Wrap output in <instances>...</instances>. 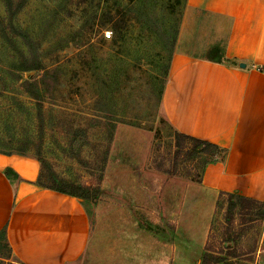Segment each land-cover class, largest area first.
<instances>
[{"label": "rangeland", "instance_id": "374dc122", "mask_svg": "<svg viewBox=\"0 0 264 264\" xmlns=\"http://www.w3.org/2000/svg\"><path fill=\"white\" fill-rule=\"evenodd\" d=\"M187 5L26 0L11 18L0 0V153L36 157L47 184L54 172L90 188V239L73 264H203L208 248L264 264V206L233 199L228 219L223 198L201 244L187 210L223 155L179 142L163 110L175 53L198 52L181 35Z\"/></svg>", "mask_w": 264, "mask_h": 264}, {"label": "crops", "instance_id": "0c3cea01", "mask_svg": "<svg viewBox=\"0 0 264 264\" xmlns=\"http://www.w3.org/2000/svg\"><path fill=\"white\" fill-rule=\"evenodd\" d=\"M181 35L198 52L175 53L164 113L177 132L226 150L204 168L187 209L201 238L222 191L264 202V0H188ZM41 172L36 157L0 153V232L23 264H73L90 216L79 198L41 186Z\"/></svg>", "mask_w": 264, "mask_h": 264}, {"label": "trees", "instance_id": "16d2710c", "mask_svg": "<svg viewBox=\"0 0 264 264\" xmlns=\"http://www.w3.org/2000/svg\"><path fill=\"white\" fill-rule=\"evenodd\" d=\"M25 3H26V0H6V7L8 9V13H9L10 17L13 18L14 16H16L23 9V7L25 6ZM37 68H39V65L35 66L31 69H37ZM178 135H179V142L183 143V141H185V140H190L194 143V146L196 148H199V146H202L203 151L209 152L211 150H214L212 155H221V154H224V152L226 151L225 149H222L220 146H218L217 144L212 143L210 141L203 140L200 138H196V137H193V136H190L187 134H183V133H179V132H178ZM1 153H3V152H1ZM4 154H9V153H4ZM44 167H45V165H44ZM8 174L11 175L10 172H8ZM51 179L53 180V183H51V184L45 183L43 180V174L41 172L38 183L45 188L56 190V191L61 192V193L69 194V195H72V196L77 197V198L82 199V200L90 197V188L88 186L65 181V180L59 178L56 175V173H54V172L51 173ZM225 197H229V199H230L228 202V207H227V218L228 219L233 218V214L238 209L239 205L243 206V208H245L246 206H248V208H252L253 206H258V205L264 206V202L258 201L256 199L245 197V196L235 194V193L222 191L218 197V200H217V207L222 205V200ZM233 199H237L239 205ZM2 241H4L3 242V246H4L3 248L7 251V253L3 254L2 253L3 251H1V249H0V260H2L4 262L6 260L10 261L11 257L16 258L13 255L12 248L8 242L7 235H6V229H3L0 232V242H2ZM207 250L208 251L204 254V257H203V264H218L220 262H223L224 264H237L234 261H231V260L226 259V258H222L215 253H211L209 248ZM19 263L23 264L20 261H19ZM0 264H3V263L0 262Z\"/></svg>", "mask_w": 264, "mask_h": 264}, {"label": "built area", "instance_id": "2783aa9c", "mask_svg": "<svg viewBox=\"0 0 264 264\" xmlns=\"http://www.w3.org/2000/svg\"><path fill=\"white\" fill-rule=\"evenodd\" d=\"M110 35V34H109ZM111 36V35H110Z\"/></svg>", "mask_w": 264, "mask_h": 264}]
</instances>
